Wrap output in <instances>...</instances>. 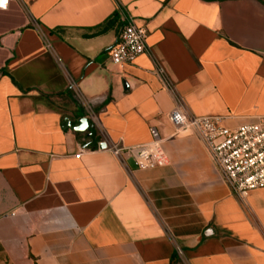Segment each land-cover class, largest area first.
<instances>
[{
	"label": "crops",
	"instance_id": "crops-1",
	"mask_svg": "<svg viewBox=\"0 0 264 264\" xmlns=\"http://www.w3.org/2000/svg\"><path fill=\"white\" fill-rule=\"evenodd\" d=\"M124 16L147 51L118 67ZM177 107L232 129L264 116V0L0 9V264H174L178 250L176 264H264V188L238 198L198 136L173 137ZM151 127L163 167L100 149L148 144Z\"/></svg>",
	"mask_w": 264,
	"mask_h": 264
},
{
	"label": "built area",
	"instance_id": "built-area-1",
	"mask_svg": "<svg viewBox=\"0 0 264 264\" xmlns=\"http://www.w3.org/2000/svg\"><path fill=\"white\" fill-rule=\"evenodd\" d=\"M10 1L0 0V9L5 10ZM123 22L118 40L108 53L112 65L118 67L133 64L147 51L146 28L125 16ZM85 108L87 118L94 121L93 111L88 105ZM168 121L175 130L173 137L198 136L204 142L222 179L238 198L245 201L250 192L264 188V116L232 129L221 117H187L177 107L168 115ZM150 134L148 144L124 148L106 141L105 150L123 165L131 159L138 169L163 167L167 164L163 139L155 127L150 128Z\"/></svg>",
	"mask_w": 264,
	"mask_h": 264
},
{
	"label": "water",
	"instance_id": "water-1",
	"mask_svg": "<svg viewBox=\"0 0 264 264\" xmlns=\"http://www.w3.org/2000/svg\"><path fill=\"white\" fill-rule=\"evenodd\" d=\"M65 124H66V126H65L66 129L70 128L74 132H84L87 129V127H88V120L87 119H82L81 122H80V125L78 127H71L69 120H66ZM100 149L101 150H105L106 149V145L105 144H101L100 145Z\"/></svg>",
	"mask_w": 264,
	"mask_h": 264
},
{
	"label": "trees",
	"instance_id": "trees-1",
	"mask_svg": "<svg viewBox=\"0 0 264 264\" xmlns=\"http://www.w3.org/2000/svg\"><path fill=\"white\" fill-rule=\"evenodd\" d=\"M112 20H114L115 22H118L119 21V14L118 13L115 14L114 18ZM95 136H96V134L91 132V137L94 138ZM172 261L174 264H176L178 262V254L177 253L173 256Z\"/></svg>",
	"mask_w": 264,
	"mask_h": 264
}]
</instances>
